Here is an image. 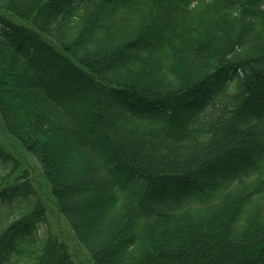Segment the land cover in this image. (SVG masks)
<instances>
[{
	"label": "trees",
	"instance_id": "1",
	"mask_svg": "<svg viewBox=\"0 0 264 264\" xmlns=\"http://www.w3.org/2000/svg\"><path fill=\"white\" fill-rule=\"evenodd\" d=\"M0 117L97 264H264V0H0ZM0 141V264L38 234Z\"/></svg>",
	"mask_w": 264,
	"mask_h": 264
},
{
	"label": "rangeland",
	"instance_id": "2",
	"mask_svg": "<svg viewBox=\"0 0 264 264\" xmlns=\"http://www.w3.org/2000/svg\"><path fill=\"white\" fill-rule=\"evenodd\" d=\"M0 141L8 145L17 155L21 156V154H24L26 159H22H24V162L28 161L30 163V169L32 176L34 177L33 184L37 189V197H40L44 201L48 209L47 223L40 226L38 234L41 237H44L49 231L57 234L59 238L66 241L70 246V250L76 264H97L92 259L91 254L86 249V247L77 239L70 223L66 220L64 215L58 211L56 200L51 193V188L44 179L40 162L36 159V157L28 154L20 145V143L6 131L1 117ZM2 206L3 205L0 202V209Z\"/></svg>",
	"mask_w": 264,
	"mask_h": 264
}]
</instances>
